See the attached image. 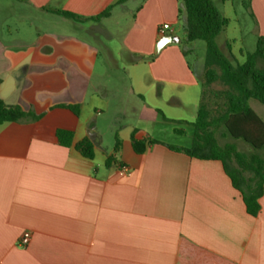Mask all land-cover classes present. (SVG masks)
<instances>
[{"label":"crops","instance_id":"crops-1","mask_svg":"<svg viewBox=\"0 0 264 264\" xmlns=\"http://www.w3.org/2000/svg\"><path fill=\"white\" fill-rule=\"evenodd\" d=\"M117 1L0 0V100L43 113L0 125V264H177L182 239L232 264H264V187L250 216L219 161L165 146L188 147L185 130L165 124L194 122L204 72V59L189 64L174 34L181 0ZM111 6L98 21L56 13L89 19ZM244 7L255 41L264 38V0ZM163 24L178 41L158 51ZM233 41L221 42L236 61ZM59 104L78 115L52 108ZM56 129L72 132L69 148ZM133 132L160 144L137 155ZM89 136L91 160L75 150Z\"/></svg>","mask_w":264,"mask_h":264},{"label":"trees","instance_id":"trees-1","mask_svg":"<svg viewBox=\"0 0 264 264\" xmlns=\"http://www.w3.org/2000/svg\"><path fill=\"white\" fill-rule=\"evenodd\" d=\"M127 0H118L117 5ZM184 12V31L187 42L203 41L206 54L203 80L196 117L192 126L191 145L187 148L165 145L169 150L190 158L219 161L231 186L240 193L247 214L257 216L260 212L259 199L264 187V158L259 152L264 149V122L250 106L255 100L264 105V38L258 37L256 50L246 56L242 64L233 62L219 49L216 38L228 25L213 0H181ZM113 6L100 15L82 19L76 15L58 12L74 21H98L109 16ZM252 17V15H251ZM253 18V17H252ZM222 89L208 95L214 83ZM1 84V80H0ZM213 97V98H212ZM213 100V101H212ZM52 108H65L78 115L76 105H55ZM51 109V108H50ZM43 113L35 114L20 106H8L0 100V125L6 122L31 120L37 122ZM175 133L181 134L175 129ZM216 134L230 139L223 145L218 143ZM58 145L69 148L72 144L71 131L56 129L53 132ZM233 141H241L248 151H240ZM149 144H160L150 139L138 140L131 134V147L135 154H143ZM118 149L115 139L114 151ZM82 157L91 160L94 156L90 136L75 145ZM111 159H107V162ZM177 264H232L231 262L182 239Z\"/></svg>","mask_w":264,"mask_h":264},{"label":"rangeland","instance_id":"rangeland-1","mask_svg":"<svg viewBox=\"0 0 264 264\" xmlns=\"http://www.w3.org/2000/svg\"><path fill=\"white\" fill-rule=\"evenodd\" d=\"M246 0H213L215 6L219 10V12L227 19L228 25L224 28V30L217 36L216 43L218 47L220 48L221 52H223L226 56L231 58L227 54L226 47L222 45V39L223 38H230L233 41V55L235 60H232L233 62H236L238 64H242L246 60V56L248 54H252L256 50V41L254 38V32H253V22L249 15L248 10L244 7V3ZM173 29L175 30V35L179 38V46L186 51V58L189 64L194 66L199 60L205 59L206 54V48L205 43L203 41H193V42H187L185 40V31H184V20H181L176 22L175 25H173ZM242 54V56L240 55ZM114 57L115 61H117V65L121 64V57L120 53L116 50L114 51ZM125 60L124 57L122 59ZM111 61V60H110ZM113 63V61L111 62ZM261 66L264 65V63H260ZM113 76H116L119 71L112 70L111 71ZM114 78V77H113ZM203 80V78H202ZM38 82H41L38 81ZM51 82L57 87L56 85L61 82L60 76L58 77H52ZM40 85H36V88H39ZM223 87L220 83H214L210 89L208 90V95L212 96L213 92L221 90ZM25 89L28 90V87ZM200 92V89H199ZM213 98V97H212ZM200 99V95H199ZM213 101V100H212ZM250 106L261 109L264 111V105L258 103L255 100L250 101ZM37 111H40V108L36 107ZM193 119L187 118L186 121L192 122ZM166 127L173 126L175 128H181L185 130L186 137H182V142L185 144V146L191 145V136H192V126L190 125H184L183 123H172L168 122L165 124ZM218 143L220 145H223L226 142H232L230 139L221 138L218 134H216ZM238 149L240 151H247L248 146H246L241 141H233Z\"/></svg>","mask_w":264,"mask_h":264},{"label":"built area","instance_id":"built-area-1","mask_svg":"<svg viewBox=\"0 0 264 264\" xmlns=\"http://www.w3.org/2000/svg\"><path fill=\"white\" fill-rule=\"evenodd\" d=\"M158 33H159V35H170V36H172L173 29L171 28L170 25L163 24L159 27ZM119 172L122 174H129V169L127 167H121L119 169ZM29 239H30V234L28 232L23 233L21 240H20V245L25 247L29 243Z\"/></svg>","mask_w":264,"mask_h":264},{"label":"water","instance_id":"water-1","mask_svg":"<svg viewBox=\"0 0 264 264\" xmlns=\"http://www.w3.org/2000/svg\"><path fill=\"white\" fill-rule=\"evenodd\" d=\"M178 39L175 37H172L170 35H165L162 37V39L159 41L158 45H157V50L159 51L161 47H163L164 45L168 44V43H172V42H177Z\"/></svg>","mask_w":264,"mask_h":264}]
</instances>
